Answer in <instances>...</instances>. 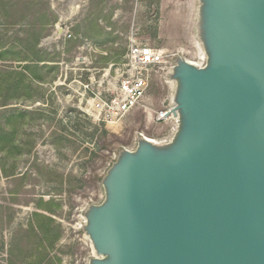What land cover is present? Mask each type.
I'll use <instances>...</instances> for the list:
<instances>
[{
	"label": "rangeland",
	"instance_id": "374dc122",
	"mask_svg": "<svg viewBox=\"0 0 264 264\" xmlns=\"http://www.w3.org/2000/svg\"><path fill=\"white\" fill-rule=\"evenodd\" d=\"M194 23V0H0V264L93 257L81 226L99 179L139 134L172 126L152 123L169 92L159 68L129 113L105 119L100 101L132 42L196 57Z\"/></svg>",
	"mask_w": 264,
	"mask_h": 264
},
{
	"label": "water",
	"instance_id": "95a60500",
	"mask_svg": "<svg viewBox=\"0 0 264 264\" xmlns=\"http://www.w3.org/2000/svg\"><path fill=\"white\" fill-rule=\"evenodd\" d=\"M194 1L202 56L172 51L170 131L99 179L87 264H264V0Z\"/></svg>",
	"mask_w": 264,
	"mask_h": 264
},
{
	"label": "built area",
	"instance_id": "2783aa9c",
	"mask_svg": "<svg viewBox=\"0 0 264 264\" xmlns=\"http://www.w3.org/2000/svg\"><path fill=\"white\" fill-rule=\"evenodd\" d=\"M67 38H71V35H67ZM171 53L172 51L163 50L161 52L149 45L132 42L128 46L124 64L120 65V69L116 71L117 82L114 95L110 100L100 101L102 108H104V118L112 120L140 106L150 90L152 71L155 68L162 71L167 70ZM188 57L189 53L186 52L188 60L198 63V57H194L192 60ZM168 112L169 107L164 106L163 101V108L154 113L152 123L158 126L170 122L172 120L171 116L166 117ZM164 135L160 138L144 136L156 141Z\"/></svg>",
	"mask_w": 264,
	"mask_h": 264
},
{
	"label": "trees",
	"instance_id": "16d2710c",
	"mask_svg": "<svg viewBox=\"0 0 264 264\" xmlns=\"http://www.w3.org/2000/svg\"><path fill=\"white\" fill-rule=\"evenodd\" d=\"M31 66H34V67H35L36 65H25V67H23V69H24L27 73H29V75L34 79V77H36V76L34 75V73H32L33 75H31L30 72H29V71L31 70V68H32Z\"/></svg>",
	"mask_w": 264,
	"mask_h": 264
},
{
	"label": "bare ground",
	"instance_id": "6f19581e",
	"mask_svg": "<svg viewBox=\"0 0 264 264\" xmlns=\"http://www.w3.org/2000/svg\"><path fill=\"white\" fill-rule=\"evenodd\" d=\"M196 49H197L196 57L200 58L202 56L201 50H200V48L198 46L196 47ZM198 51H200V52H198Z\"/></svg>",
	"mask_w": 264,
	"mask_h": 264
}]
</instances>
